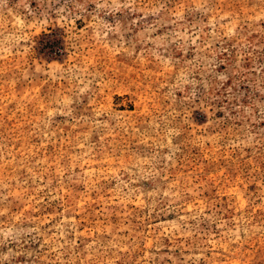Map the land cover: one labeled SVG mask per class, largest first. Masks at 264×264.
Wrapping results in <instances>:
<instances>
[{
    "label": "rangeland",
    "instance_id": "rangeland-1",
    "mask_svg": "<svg viewBox=\"0 0 264 264\" xmlns=\"http://www.w3.org/2000/svg\"><path fill=\"white\" fill-rule=\"evenodd\" d=\"M0 264H264V0H0Z\"/></svg>",
    "mask_w": 264,
    "mask_h": 264
}]
</instances>
